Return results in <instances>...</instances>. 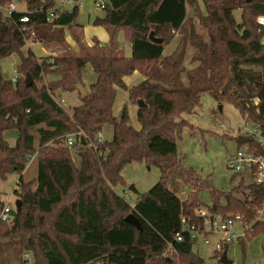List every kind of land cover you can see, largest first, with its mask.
I'll use <instances>...</instances> for the list:
<instances>
[{"label": "trees", "instance_id": "16d2710c", "mask_svg": "<svg viewBox=\"0 0 264 264\" xmlns=\"http://www.w3.org/2000/svg\"><path fill=\"white\" fill-rule=\"evenodd\" d=\"M23 1L26 11H15L9 19L5 9L13 0H0V72L5 59H21L16 81L0 78V213L1 184L13 173L19 175L20 188L14 192L21 200L12 220L0 218V264L18 262L25 254H32L36 264H208L193 251L197 241L175 239L182 217L199 222L195 210L203 205L198 196L203 189L211 190L214 213L243 217L249 241L264 234V188L242 179L228 192L214 189L209 179L182 165L176 142L192 126L184 115L194 112L206 93L220 105H233L243 119L250 116L264 132V26L257 21L264 15V0H203L205 15L196 0H110L105 16L95 20L109 32V46L97 43L93 49L84 44L76 23L80 0L52 20L58 0ZM187 6L194 8V17ZM25 15L29 21L21 22ZM198 26L206 34L198 33ZM120 30L132 42V57L118 51ZM151 32L163 42L151 41ZM176 32L180 41L166 56ZM29 42L59 49L60 54L37 58L30 48L24 52ZM189 48L190 61L197 63L192 69L185 65ZM88 66L97 81L87 89L83 78ZM135 72L144 80L130 87L127 78ZM27 75L32 78L29 87ZM120 90L138 106L139 128L127 106L116 116ZM49 91L76 92L80 104L69 112ZM139 100L146 106L139 107ZM107 125L113 127V139L96 150V137ZM32 128H37L38 138ZM13 129L18 139L11 146L6 133ZM70 134L76 139L73 148L66 145ZM250 143L264 154L253 139ZM35 154L37 174L26 182L23 174ZM132 162L161 170L160 181L133 205L116 191L126 186L122 172ZM176 176L196 191L192 201L182 204ZM130 214L140 220L141 230L126 221ZM228 248L214 251V257L221 259Z\"/></svg>", "mask_w": 264, "mask_h": 264}, {"label": "rangeland", "instance_id": "374dc122", "mask_svg": "<svg viewBox=\"0 0 264 264\" xmlns=\"http://www.w3.org/2000/svg\"><path fill=\"white\" fill-rule=\"evenodd\" d=\"M60 1V0H58ZM200 11L204 15L206 10L202 7V0H196ZM19 11L26 10V5L23 0H13ZM68 9H72V4L66 5ZM204 11V12H203ZM104 10H99L93 4V0H85L83 6L79 8L78 22L83 24H89V21L93 20L92 24H95L97 15H103ZM238 22L241 21L242 11L240 9L235 12ZM67 31H69L67 29ZM80 32V31H78ZM198 33H205L204 30L198 26ZM206 34V33H205ZM94 35L89 37L92 39ZM67 41L71 43L73 40L71 35L66 37ZM97 38H99L97 36ZM176 41L166 46L165 55L170 54L176 48ZM30 49L34 52L37 58L43 57H55L60 54V50L56 48H47L48 53L42 56V50L39 45L27 46L24 52ZM74 50V49H73ZM76 51V50H75ZM78 52V51H76ZM40 55V56H39ZM192 50L188 49V55L186 59L187 69L194 68L197 63H192ZM21 59L19 55H13L10 58L5 59L2 62V71L0 72V78L5 80H13L18 77V65ZM95 75L90 66L87 67L85 75ZM186 81V80H185ZM134 77L130 76L127 80L128 86L134 85ZM60 94V93H59ZM65 99V107L69 112L75 106H77L78 99L76 93H63ZM127 106L130 112L132 124L139 128L137 121V105L130 103L128 93L120 90L115 105V114L120 117L123 108ZM184 117L192 124L191 127L186 128L181 136L177 138L178 157L180 158L182 165L187 168H192L197 171L203 179H209L214 189L220 192H228L236 188L242 179L246 185L254 183V178L250 170L244 169L241 172H237L231 164L234 163L235 157L239 150L245 148L246 143H241L238 139L243 131L242 127L244 119L240 112L231 104H219L209 93H206L201 98V105L191 114H185ZM31 133L38 138L37 128H32ZM104 137L110 141L113 139V127L107 125L103 130ZM7 141L11 146L16 145L18 139V131L16 129L10 130L6 133ZM77 157H75L76 160ZM233 165V164H232ZM29 169L24 176L26 182L34 181V171H37V158L33 165H28ZM126 186H118L116 188L117 193L125 195L127 201L133 205L137 198L148 192L153 186H155L161 179V170L155 165H149L145 162H132L127 164L122 172ZM19 180V175L13 173L9 175L7 180L1 184L3 195L2 201L7 203L11 202L12 206L16 207V201L19 199L15 194ZM176 180L179 185L177 192L178 196L185 192L188 196L187 202L193 200L196 196V191L191 190L185 182L176 176ZM134 186L137 192L130 190V187ZM168 186L172 188V184L169 181ZM20 187H18L19 189ZM127 194V195H126ZM238 197L242 195L236 194ZM199 199L203 205L212 206L211 190L203 189L198 193ZM1 214V213H0ZM239 228L241 226L239 225ZM247 236V234H246ZM219 239V235H212L210 237V243L205 244L201 239L193 246V251L199 256L204 258L208 264H218L220 258L214 257V251L216 249L215 243ZM228 259L230 264H264V234H260L248 240L247 237H243L239 241L230 245L228 250ZM6 264H36V260L32 254H25L18 262L11 263L9 260Z\"/></svg>", "mask_w": 264, "mask_h": 264}, {"label": "built area", "instance_id": "2783aa9c", "mask_svg": "<svg viewBox=\"0 0 264 264\" xmlns=\"http://www.w3.org/2000/svg\"><path fill=\"white\" fill-rule=\"evenodd\" d=\"M85 0L78 2L79 8L83 6ZM73 0H61L51 10L49 19L52 20L57 16L59 12H63L66 9L67 4H72ZM110 0H93V4L99 10H105L109 5ZM18 11L16 4L10 3L5 9V17L12 18L13 12ZM21 22H28L29 18L25 15L20 19ZM258 23L264 26V15L258 17ZM16 81V78L14 79ZM53 100L60 106L65 107V99L62 95L49 91ZM243 131L240 136L248 138L245 142L246 146L244 149L239 150L235 157L234 163L231 166L237 171L241 172L244 169L251 171L254 183L264 188V154L260 153L257 147H253L250 139H253V143L264 149V132L249 116L244 119L242 127ZM106 141L103 132L98 133L96 137V143L94 148L98 150L99 146ZM76 143L75 135L66 136V145L69 148H73ZM37 155L31 156V161L35 160ZM19 185H17L18 189ZM182 204L186 203L188 196L185 192L180 195ZM14 209L11 202L4 203L3 210L0 214V218L3 221H10L14 217ZM195 217L199 222H190L187 217L181 219V230L176 234V241L181 242L185 239L190 240H202L205 244L210 243V237L212 235H219V239L215 243V251L222 252L226 246H230L233 243L239 241L240 238L246 237V231L249 226L243 221L241 215L234 216H223L219 213H214L211 207L200 206L195 210ZM239 225L241 228H239ZM174 251V245L169 243L168 252Z\"/></svg>", "mask_w": 264, "mask_h": 264}, {"label": "crops", "instance_id": "0c3cea01", "mask_svg": "<svg viewBox=\"0 0 264 264\" xmlns=\"http://www.w3.org/2000/svg\"><path fill=\"white\" fill-rule=\"evenodd\" d=\"M61 1V0H60ZM60 1H57V3H59ZM72 5H73V7H74V2L72 3ZM197 6H198V11H199V13H201L202 14V10L200 11V8H199V5H198V3H197ZM202 7H203V9H205L206 10V7H205V4H204V2H203V0H202ZM66 9H68L67 8V6H66ZM191 9H193L194 10V8L193 7H191V6H187V10H188V13H189V16L190 17H194L195 16V10L193 11V12H191ZM18 10V9H17ZM69 10H71V9H69ZM19 11V10H18ZM24 11H26V10H24ZM204 12V11H203ZM191 13H194V16H191L190 14ZM207 13V11L205 12V14ZM204 14V15H205ZM203 15V14H202ZM105 16V10H104V14L103 15H97V18H103ZM96 18V19H97ZM94 20V19H93ZM93 20H91V21H89V24H83V23H80V22H78V20L76 21V23L81 27V30H82V35H83V42H84V44L89 48V49H93L94 47H95V45L97 44V43H101V44H103V45H106V46H109V43H110V34H109V32L104 28V27H102V26H98V25H96V24H92V22H93ZM65 33H66V37H68V36H70V32L69 31H67V29H65ZM91 34H93L94 36V38L92 39L91 37H89ZM176 35H175V38H174V40L176 41V43H177V45H178V43H179V41H180V34H179V32H176L175 33ZM97 36L99 37V38H97ZM173 40V41H174ZM172 41V42H173ZM117 42H118V51H120V52H122V54H124V56L125 57H132V54H133V45H132V42L130 41V38H129V36H128V34H127V32L125 31V30H120L119 32H118V36H117ZM171 42V43H172ZM263 43H264V38H263ZM36 45H39V47H41V50H42V56H45V55H47V53H48V49H46L42 44H40V43H34V42H29L28 44H27V46H31V48L33 47V46H36ZM70 45H71V47H72V49H74V50H76V51H78V46H77V44H76V42L74 41V40H72L71 41V43H70ZM177 45H176V47H177ZM26 46V47H27ZM30 48V47H29ZM176 49V48H175ZM174 49V50H175ZM173 50V51H174ZM172 51V52H173ZM165 52V51H164ZM171 52V53H172ZM170 53V54H171ZM170 54H168V55H170ZM164 55H165V53H164ZM40 56V55H39ZM167 56V55H166ZM42 58V57H41ZM91 67V66H90ZM92 68V67H91ZM87 69V68H86ZM93 70V69H92ZM86 71V70H85ZM131 77H134V80H135V82H134V85H136V84H138V83H141L143 80H144V78H143V76L142 75H140V73H138V72H135ZM52 79H55V76H52V77H50V78H48L47 80L48 81H51ZM128 79H130V77H128L127 78V80ZM83 80H84V83H85V85H86V87H87V89L92 85V84H94L96 81H97V75L95 74V75H89V77H88V74L87 75H85V73H84V78H83ZM76 93V92H75ZM74 93V94H75ZM57 94H59V93H57ZM59 95H62V94H59ZM76 98L78 99V104H77V106L80 104V101H79V97H78V94L76 93ZM70 111H72L71 109H70ZM113 133H114V131H113ZM106 139V138H105ZM34 161L35 160H33L32 162H30V165L32 166L33 165V163H34ZM79 158L77 157L76 158V162L79 164ZM28 169H29V167H27L26 168V170L24 171V176L26 175V173H27V171H28ZM37 170H38V165H37ZM36 174H37V171L35 172L34 171V176L36 177ZM127 195V194H126ZM138 199V198H137ZM230 247V246H229ZM228 250H229V248H228ZM228 250H227V252H228Z\"/></svg>", "mask_w": 264, "mask_h": 264}, {"label": "water", "instance_id": "95a60500", "mask_svg": "<svg viewBox=\"0 0 264 264\" xmlns=\"http://www.w3.org/2000/svg\"><path fill=\"white\" fill-rule=\"evenodd\" d=\"M252 0H246V2H251ZM194 10L191 9V12H193ZM191 16H194V13H191L190 14ZM191 35L194 36L195 35V30L194 28L192 27L191 28ZM150 39L151 41H154V42H157V43H162L163 42V39L161 38H156L154 37V33L151 32L150 33ZM25 83H26V86H30L32 84V78L30 75H27L26 76V79H25ZM77 89L79 90V92L82 94V95H86L87 94V90L85 89V87L83 86L82 83H78L77 85ZM146 106L145 103L143 102V100H139V107H144ZM239 141L241 143H245L248 141V138L247 137H244V136H240L239 137ZM130 190L133 191V192H137L136 188L134 186H131L130 187ZM21 204V200L18 199L16 201V207H19ZM126 221L134 226H136L139 230L142 229V225H141V222L140 220L134 215V214H130L129 216L126 217ZM220 261L223 263V264H230L231 261L228 259V252L225 251L224 254L222 255Z\"/></svg>", "mask_w": 264, "mask_h": 264}]
</instances>
